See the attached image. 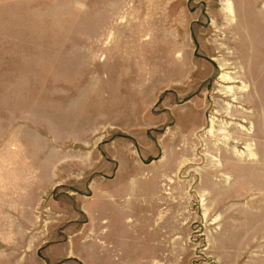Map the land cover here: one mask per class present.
<instances>
[{
  "label": "rangeland",
  "instance_id": "obj_1",
  "mask_svg": "<svg viewBox=\"0 0 264 264\" xmlns=\"http://www.w3.org/2000/svg\"><path fill=\"white\" fill-rule=\"evenodd\" d=\"M37 186L48 224L2 226ZM106 192L136 210L99 263ZM28 253L264 264V0H0V264Z\"/></svg>",
  "mask_w": 264,
  "mask_h": 264
},
{
  "label": "crops",
  "instance_id": "obj_2",
  "mask_svg": "<svg viewBox=\"0 0 264 264\" xmlns=\"http://www.w3.org/2000/svg\"><path fill=\"white\" fill-rule=\"evenodd\" d=\"M41 190L42 188L40 186H37V189H31L28 191H23L22 189L23 192L21 190H10L9 193H7V196H9V200L6 201H9V205H7L8 207L5 206L6 210L4 211V213H11V215L9 216V218H7L8 216L5 218V221L3 222L4 225L2 226H4L5 228L22 230V232H24L23 237H26L27 230L29 229L38 228L39 226L43 229L45 227L44 224H48V222L46 223L43 220V217L38 214L39 197H43L41 195ZM134 190L138 192V195H135V197H139V195L141 194L144 195L145 193H148L147 191H149L148 189L147 191L143 189H133V191ZM148 194H151V191ZM119 196L120 195L118 194L114 195L109 192L100 193V196H93L91 199V201L95 200L96 204L93 205L92 208L84 209V213L88 218L86 228H89L91 230V227L92 229H97V227H99L98 234L94 233L93 236L90 235L88 239H84L85 253L89 254V259L95 262L102 263L105 259H108V243L113 242L112 240H115L117 238L119 239L120 237H123V235L128 233V231L124 228V223L127 222V218H123L121 216L122 214L124 215L127 212L133 213L136 209H134L133 207L129 208V206L128 208H125L123 204L119 203ZM129 196V193L126 194V198H129ZM134 202L135 200H132V203ZM137 202L139 203V200H137ZM137 211L139 210L137 209ZM41 213L43 214V207ZM98 243L102 248L100 247L96 252L95 245H97ZM102 244L104 245V247L102 246ZM21 257L22 260L30 262L35 261V264H46L43 259H40L34 253H28L26 255L23 254ZM70 257H73V259H79V257H76L75 254L74 256H71L69 254L66 259H70ZM45 258L51 261H55V255L52 258L48 255H45L44 259ZM58 259H65V257H59Z\"/></svg>",
  "mask_w": 264,
  "mask_h": 264
}]
</instances>
